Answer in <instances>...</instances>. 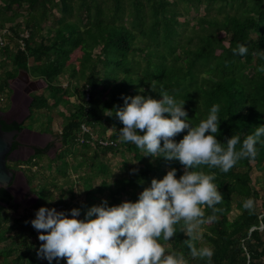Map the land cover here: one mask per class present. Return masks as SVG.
<instances>
[{"label": "trees", "instance_id": "16d2710c", "mask_svg": "<svg viewBox=\"0 0 264 264\" xmlns=\"http://www.w3.org/2000/svg\"><path fill=\"white\" fill-rule=\"evenodd\" d=\"M192 11V24L179 21ZM0 28V32L6 30L0 60L13 68L6 77H0V94L7 89L8 78L19 69L28 71L43 80L49 92L47 97L34 95L31 113L59 106L65 111L59 113L64 121L56 134L63 150L53 159L40 151L16 163L37 168L24 170L27 184L32 186L41 169L38 156L47 158L48 168L60 162L64 177L69 172L70 155L79 160L74 173L78 169L89 172L77 176L85 192L81 206L73 203L72 192L69 202L60 196L55 201L45 190L46 182L36 193L38 201L18 215L19 205L0 188V242L10 240L0 247L3 264H49L37 255L44 243L39 233L45 230H37L30 223L41 206L63 205L66 215L68 210L80 208L79 219H84L96 195L107 193L109 206L135 202L153 178L162 179L173 167L178 169L177 178L183 174L184 166L178 160L145 155L135 144L118 138L124 125L115 112L124 106L123 96L142 94L160 99L161 91L166 90L186 101L184 107L193 125L207 118L213 104H219L216 135L224 144L237 134L242 141L264 124V0H0ZM241 43L248 46L243 56L233 52ZM63 78L67 80L65 87L59 82ZM72 97L74 103L70 102ZM47 120L49 127L51 117ZM82 125L97 141L92 143L86 134L87 142H77ZM109 127L113 132L105 137ZM186 133L187 129L173 139L179 142ZM104 139L113 144L100 145L98 140ZM257 148L255 159L243 158L228 172L207 165L196 168L215 172V182L224 196L215 210L205 207L206 215L215 219L202 226L201 239L196 241L198 247H213L212 264H264V189L261 196L255 187L264 176L255 182L251 178L253 169L264 171V143H258ZM120 152L130 155L137 169L128 167V175L109 181L101 154ZM123 161V167L128 166V161ZM100 176L99 185L93 187ZM248 197L254 198L251 209L243 207ZM8 220L11 225L2 227ZM181 227L182 223L169 241H162L166 249L183 251L189 264H208L206 258L191 256L185 243L189 237ZM59 264H66V258H60Z\"/></svg>", "mask_w": 264, "mask_h": 264}, {"label": "clouds", "instance_id": "9594fccd", "mask_svg": "<svg viewBox=\"0 0 264 264\" xmlns=\"http://www.w3.org/2000/svg\"><path fill=\"white\" fill-rule=\"evenodd\" d=\"M233 52L243 56L248 46L241 43ZM123 100L124 106L115 112L124 125L118 138L135 144L145 155L178 160L184 166L183 174L177 178L178 169L173 167L162 179L153 178L135 202L109 206L104 199L90 207L84 219L78 218L80 208H72L69 216L55 207L41 206L30 221L35 229L45 230L39 233L44 243L37 255L49 264L54 260L59 264L60 258H66V264H189L183 251H168L162 243L182 223L180 231L189 237L185 243L191 256L212 264L213 247H198L196 241L201 239L202 226L215 219L206 215L205 207L215 210L224 196L215 182L216 173L196 168L207 165L228 172L243 158L255 159L257 144L264 143V124L242 141L237 134L224 144L216 135L219 104H213L207 118L193 125L184 107L186 101L166 90L161 91L160 99L137 94L123 96ZM185 129L179 142L173 139ZM253 206V197L243 203L246 209Z\"/></svg>", "mask_w": 264, "mask_h": 264}, {"label": "rangeland", "instance_id": "374dc122", "mask_svg": "<svg viewBox=\"0 0 264 264\" xmlns=\"http://www.w3.org/2000/svg\"><path fill=\"white\" fill-rule=\"evenodd\" d=\"M200 13L202 14V9L200 10ZM58 15V14H57ZM195 16L194 12H190L189 15H185L183 17L179 18V21H189L191 24L193 23V17ZM51 21L47 22L46 24H50ZM26 35V33H23ZM11 51L15 52L14 44L11 43ZM141 46V44H139ZM5 63V62H4ZM31 65V62H29ZM5 69H10L12 67L11 63L7 62L4 64ZM61 83L62 87L67 86V80L65 78L60 79L59 81ZM40 90L38 89L35 95H43L45 97L48 96V90L46 89V85L44 82L40 81ZM49 105L51 106L53 101L51 99L48 100ZM70 102L74 103V98H70ZM65 113L64 107H51L49 111H46L44 109L37 110L36 112L33 111L31 113L30 117L25 121V128H27L30 131L34 132H46L47 135L42 136L43 141H51L54 143L52 150L49 153V158L53 159L60 151L63 150L62 145L59 141L57 133L60 132L61 126L63 123V117L59 115V113ZM65 115H68L66 113ZM48 117H51L50 125L48 127ZM113 132V129L109 127L107 130V133L105 137H108ZM94 136V135H93ZM96 138V137H95ZM123 154V156H122ZM154 157V156H153ZM38 158L40 159V168L37 178L34 179V182L32 186L29 185L26 186L23 183V192L19 196L16 193V202L19 205L17 214L22 215L25 213V211L29 210L31 206H33L37 201V195L36 193L40 190V187L44 185V183L47 182V188L45 189L48 191V194L50 196H53V199L56 201L59 196L62 197V199L66 202L70 201V194L71 192L74 195L73 203L77 204L78 206H81L85 201V192H84V186L82 181L77 180V176H82L83 174H89L87 169H78L75 173L74 165L79 161L71 159L72 156H68L67 162L69 164V172L67 173V176L64 177L61 175V171L64 169V166L61 165L60 162H57L56 164H52L51 168H48V160L46 157L41 156ZM153 159V158H152ZM101 160L102 162L108 167V174L105 176L106 179L111 181L114 178L123 177L125 175H128V167H131V170L137 169V163L132 159L130 155H127L125 153H111V154H101ZM128 161V166H124V161ZM57 165V166H56ZM18 165H16V169ZM57 167V168H56ZM72 168V169H71ZM60 169V170H59ZM163 169L167 170L166 165H163ZM21 171V170H20ZM24 173V171H22ZM264 171H257L256 169H253L251 172V178L252 181L255 182L257 177H263ZM103 176H100L98 180H96L92 185L93 187H96L100 183V179H102ZM261 179V178H260ZM77 180V181H76ZM255 187L257 190H260V195H263L262 189H264V181L260 180L259 182L255 183ZM106 194L104 195H96L95 199L92 201L93 205H99L102 203L104 199H106ZM67 215L71 216V211H67ZM15 216V215H13ZM80 217V216H79ZM78 217V218H79ZM11 220H8L7 222H4V225L2 224V227H9L11 225ZM204 230V229H203ZM11 236L15 235V232L9 233ZM10 243V240H6L3 242H0V247H4L5 245H8ZM0 264H3L2 259L0 258Z\"/></svg>", "mask_w": 264, "mask_h": 264}, {"label": "flooded vegetation", "instance_id": "af4514ba", "mask_svg": "<svg viewBox=\"0 0 264 264\" xmlns=\"http://www.w3.org/2000/svg\"><path fill=\"white\" fill-rule=\"evenodd\" d=\"M4 64L5 63L1 62L0 60V77L2 78L6 77L7 73L12 72L13 69L12 67L10 69H5ZM34 81L38 82L32 83ZM40 81L42 82L41 79L32 77L28 71L19 69L14 77L7 79L8 87L4 90L3 93L0 94V111L4 112L9 110L12 104L20 109H25L27 104L29 103L30 97L33 98L35 95L34 93H36V91L40 88ZM36 88L37 90L32 91ZM30 115L21 123L11 121L9 124H7L4 121H0L2 129L4 126L8 128L5 131L19 130L21 132V136L18 139L19 141L13 143L11 152L7 157V166L10 169L18 170L16 169V163L20 159H28L31 156L36 155L40 151H44L47 158H49L48 155L54 145V143L51 141H44L42 143V136L47 135L46 132H32L25 128V121L30 117ZM50 144H52V147H49ZM32 149L34 151H32ZM15 188L17 195L20 196L23 192V183L21 182V180L16 183Z\"/></svg>", "mask_w": 264, "mask_h": 264}, {"label": "water", "instance_id": "95a60500", "mask_svg": "<svg viewBox=\"0 0 264 264\" xmlns=\"http://www.w3.org/2000/svg\"><path fill=\"white\" fill-rule=\"evenodd\" d=\"M36 82L38 81H34L32 83ZM35 90H37V88L32 91ZM31 102L32 98L30 97L29 103L25 109H20L12 104L9 110L4 112L0 111V121H4L7 124L11 121H15L17 123L23 122V120L30 115L29 107ZM20 136L21 132L19 130L5 131L1 128L0 124V188H3L10 193L13 196L14 202H16V183L21 180L22 183L28 186L25 175L22 171L13 170L7 166V157L11 152L12 145L14 142L19 141L18 139ZM32 151L34 150L32 149ZM26 160L27 158L20 159L19 161L23 162Z\"/></svg>", "mask_w": 264, "mask_h": 264}, {"label": "built area", "instance_id": "2783aa9c", "mask_svg": "<svg viewBox=\"0 0 264 264\" xmlns=\"http://www.w3.org/2000/svg\"><path fill=\"white\" fill-rule=\"evenodd\" d=\"M6 33V30H3L2 32H0V46H4L6 44V40L3 38V35ZM27 36V35H25ZM21 44V49H23L24 44L22 43V41H20ZM86 100H88V96L86 97ZM89 134L90 137L92 138V143L97 141V139L95 138V136H93L92 132L89 130L88 127H86L85 125L81 126V132H80V136L77 139V142L79 144H83L85 142H87V140H85L84 135ZM99 144L102 146H108V145H112L113 142L109 141V140H98ZM18 170L21 171H26V170H32L35 171L37 168L35 166H32L30 164H18L17 166ZM55 208L57 209V211H64V207L63 205H56Z\"/></svg>", "mask_w": 264, "mask_h": 264}, {"label": "bare ground", "instance_id": "6f19581e", "mask_svg": "<svg viewBox=\"0 0 264 264\" xmlns=\"http://www.w3.org/2000/svg\"><path fill=\"white\" fill-rule=\"evenodd\" d=\"M59 9V8H58ZM62 19V18H61ZM5 20V19H4ZM25 23V22H24ZM4 26V25H3ZM23 26V25H22ZM32 27V26H31ZM1 29V28H0ZM37 31V30H36ZM61 32V30H60ZM36 34V33H35ZM14 35V34H13ZM35 36V35H34ZM62 36V34L60 35ZM35 38V37H34ZM12 39V38H11ZM9 41V40H8ZM53 42V41H52ZM40 49V48H39ZM19 52V51H18ZM44 52V51H43ZM15 54V53H14ZM43 54V53H42ZM63 55V54H62ZM41 56V55H40ZM29 57V56H28ZM45 57V56H44ZM78 63V62H77ZM75 66V65H74ZM65 69V68H64ZM78 70V69H77ZM72 79V78H71ZM77 82V81H76ZM79 83V82H78ZM72 84V83H71ZM58 87V86H57ZM60 87V86H59ZM59 89V88H58Z\"/></svg>", "mask_w": 264, "mask_h": 264}, {"label": "crops", "instance_id": "0c3cea01", "mask_svg": "<svg viewBox=\"0 0 264 264\" xmlns=\"http://www.w3.org/2000/svg\"><path fill=\"white\" fill-rule=\"evenodd\" d=\"M42 82H44L43 80H42ZM45 83V82H44Z\"/></svg>", "mask_w": 264, "mask_h": 264}]
</instances>
